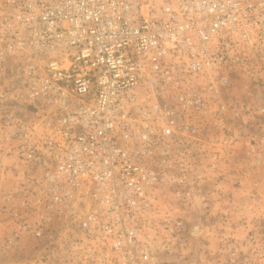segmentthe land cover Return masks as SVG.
<instances>
[{"label": "built area", "instance_id": "built-area-1", "mask_svg": "<svg viewBox=\"0 0 264 264\" xmlns=\"http://www.w3.org/2000/svg\"><path fill=\"white\" fill-rule=\"evenodd\" d=\"M262 74L264 0H0V169L17 174L0 249L172 264L193 190L227 173L245 114L242 154L264 172V104L242 82Z\"/></svg>", "mask_w": 264, "mask_h": 264}, {"label": "rangeland", "instance_id": "rangeland-1", "mask_svg": "<svg viewBox=\"0 0 264 264\" xmlns=\"http://www.w3.org/2000/svg\"><path fill=\"white\" fill-rule=\"evenodd\" d=\"M242 82L251 84L254 106L264 104V74L248 76ZM237 94L238 90H234V95ZM253 114H245L242 127L235 133L232 151L227 153V173L219 177V182L193 190V200L184 218L189 231L188 242L186 248L172 253V264H227L225 246L229 242L241 246L236 254V264H264V172L249 171L250 160L242 154L252 128ZM260 119L264 120V116ZM1 173L4 177L0 189L13 192L17 174L11 162L5 169H0ZM252 179L259 181L258 202L248 200V182ZM242 192L247 199L244 205L238 197ZM7 211L8 207L0 202V239L10 229ZM40 253L41 248L36 242L23 239L16 248L0 249V264H29Z\"/></svg>", "mask_w": 264, "mask_h": 264}, {"label": "crops", "instance_id": "crops-1", "mask_svg": "<svg viewBox=\"0 0 264 264\" xmlns=\"http://www.w3.org/2000/svg\"><path fill=\"white\" fill-rule=\"evenodd\" d=\"M245 190H246V188H245ZM244 193H246V192H244ZM243 195H245V194H243V192H242V196H240L238 194L239 200H240V202H242V205H244V203H246V200H247Z\"/></svg>", "mask_w": 264, "mask_h": 264}]
</instances>
